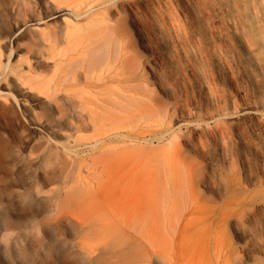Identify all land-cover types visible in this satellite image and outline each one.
<instances>
[{"label":"bare ground","instance_id":"bare-ground-1","mask_svg":"<svg viewBox=\"0 0 264 264\" xmlns=\"http://www.w3.org/2000/svg\"><path fill=\"white\" fill-rule=\"evenodd\" d=\"M35 1L33 9L28 0H7L12 25L7 43L27 41L25 45H32L33 63L3 69L0 76L18 88L20 95L34 92L67 127L35 120L34 104L29 106L24 98L11 101L12 108L28 114L34 119V129L42 133L38 154L31 161L51 182L48 190L31 185L28 193L19 192V196L44 200L46 215L75 222L74 245L96 264H264V91L249 84V101L240 111L241 116L258 122V134L235 136L236 117L229 112L230 98L215 68L231 72L234 64L264 72V0ZM138 37L149 51L139 61ZM31 38L37 40V48ZM160 39L163 51L157 47ZM147 68L165 84L169 82L164 78L175 81L178 89L166 85L175 98L181 85L186 88L176 82L186 69L202 89L207 101L203 116L192 119L194 113L189 112V121L175 120L177 98L175 103L146 104L141 120L163 117L168 137L180 131L177 138L191 144V136L199 133L201 140L193 144V154L201 158L207 153L218 155L212 205L194 182L187 187L190 203L184 208L172 202L167 192L170 180L164 175L166 186L161 193L155 190L154 174L149 185L146 181V187H140L143 180L136 175L138 163L132 150L128 153L114 146L106 152L93 151L103 143L115 145L121 138L117 116L106 115L99 95L112 86L133 87L145 77ZM4 95L0 91V97ZM209 118L215 121L210 132L218 137L216 149L204 135L211 122L195 126ZM3 146L0 141V149ZM81 152L88 157L81 160ZM86 169L101 172L88 177L78 174ZM207 171L200 167L198 182L204 187L212 181ZM3 192L0 189V264L7 262V256L13 264H24L18 254L29 250L35 224H7ZM155 199L163 200V206L155 205L150 220L143 223L142 211L149 212V201ZM194 214L203 217L195 221ZM47 250L55 264L52 249Z\"/></svg>","mask_w":264,"mask_h":264},{"label":"rangeland","instance_id":"rangeland-1","mask_svg":"<svg viewBox=\"0 0 264 264\" xmlns=\"http://www.w3.org/2000/svg\"><path fill=\"white\" fill-rule=\"evenodd\" d=\"M28 2L31 8H36L35 0H28ZM10 19V13L7 11V0H0V72L3 69L7 70V68L9 70L24 68L29 63H33L31 53L29 52L32 45H25L29 44L27 41L13 45L12 43H7V33L12 30ZM137 39V56L139 61L141 57L148 56L149 51L145 49L141 37ZM29 41L34 44L33 48L38 47L35 38H31ZM157 47L159 51H163L165 48L163 40L160 39L158 41ZM11 55L14 59L9 58ZM7 60L10 61L8 62ZM166 68L169 71V67ZM215 68L217 79L227 90L230 98V101H228L229 112L236 117L233 118V122L235 123L232 127L235 132L234 135L258 134V122L252 117L241 116L240 111L249 101L247 89L252 83L255 85L256 90L264 91V72L256 73L251 66L240 69L234 64L231 72L228 68L222 70L221 66L218 67V65ZM146 72L145 77L134 82L133 87H129V84H127L124 90H120L112 86V89L99 95V99L102 100L101 107L106 111V115L113 114L117 116V122L120 124L121 138L118 140L120 142H116L115 145L110 142L103 143L93 149V151L95 154L100 151L106 152L110 151L107 150V147L114 146H119L120 149L128 153L132 150L134 152V159L138 163L135 167L136 175L143 180L142 183L140 182V187H146L143 185L146 181L149 185L150 175L154 174L158 186L155 190L158 189L161 193L165 190L166 186L163 180L164 178H168L170 180L168 185L170 189L167 192L171 195L172 202H179L181 208H184L189 206L190 203L186 196L188 192L186 191L187 187L190 183L194 182L200 194L212 205L217 189L214 180L217 178L215 169L220 160L217 157L218 155L207 153V155L201 158L193 154V144L197 143L198 145L201 140L199 133L191 136L193 140L191 144L188 139L177 138V135L179 136L181 133L180 131H176L174 137H168L170 136V132L167 130L168 126L163 124V117L155 116L149 119L146 118L143 121L141 120V113L146 104L154 105L160 102H164L165 104L175 103L177 98H179V109L175 113V117L177 118L175 120L182 122L183 120L189 121L187 120L189 112L194 113V116L191 117L192 119L198 114L203 116L207 101L202 89L199 87L198 81L191 71L186 69L185 76L181 73L179 80L176 81H179V85L183 83L186 88H183L181 85L180 89L177 90L179 92L178 97L175 98L173 92H169L166 87V85H170L178 89L173 79L164 78L165 82H169L165 84L163 80L159 79L148 68ZM255 75H257V79H255ZM123 79H125V76ZM2 90L5 91V95L0 97V141L4 144L0 149V189L4 191L1 201L7 205V224L11 225L13 222L27 225L28 222H33L35 224L31 235V244L28 247L29 250L25 254H18L19 258L24 261V264H51L52 261L47 257V249L50 247L53 251L55 264H96L94 261H91L87 253L79 250L74 245V242L77 245V240H75L77 224L75 222L68 219L61 222L54 219L55 217L46 215L44 211L46 210L47 202L44 200L32 199L31 197L26 199L19 196V192H23V194L28 193L31 185L48 190L51 184L49 176L42 171H38L37 163L31 161L38 154L42 136V133L34 129L33 120L47 122L51 126L64 128L67 127L66 122L58 119L56 111L51 110L48 105L41 103L40 99L36 98L34 92L29 93L27 96L20 95L18 88L7 83V78L0 76V91L3 92ZM21 98L26 99L29 106L34 104L33 120L31 117H28V114H23L12 108L11 101ZM91 107L96 108L97 105H91ZM70 115L72 116V112H70ZM217 118L219 117L216 116L215 119ZM205 122L211 123L208 126L206 125L208 132L204 135H207V138H209V146L212 149H216L218 137L213 135L212 131L210 132L211 128L215 125V121L210 118L204 119L197 122L195 126L198 128L207 124ZM185 130V127H183L182 132H185ZM196 132H200V129H197ZM43 134L48 133L44 132ZM58 138L63 140L60 136ZM175 148H178V153L174 152ZM80 154L81 160L88 157V154L84 155L82 152ZM202 166L207 167L208 171L205 175H208L210 180H212L211 185L208 187L199 185L198 182L202 177L200 173V167ZM237 166L242 174V166L239 161ZM190 169H192V172ZM100 172L101 170L95 172L86 169L78 174L88 177L89 174H99ZM163 175L165 176L164 178ZM160 181L163 182L159 184ZM182 186L183 188H181ZM232 191L233 188L230 189V192ZM163 203V200L155 199L154 201H149V212L144 209L142 211V215L145 217L143 223L147 222V219L150 220L151 214L154 213L155 205L160 209ZM188 209H192V207H188ZM201 217L203 216L194 214L193 219L200 221ZM5 264H13L8 260V256ZM158 264H163V262H158Z\"/></svg>","mask_w":264,"mask_h":264}]
</instances>
